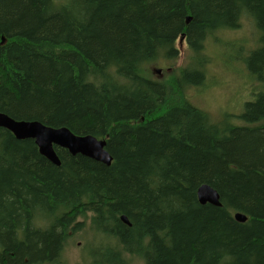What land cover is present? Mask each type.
<instances>
[{"label":"trees","instance_id":"obj_1","mask_svg":"<svg viewBox=\"0 0 264 264\" xmlns=\"http://www.w3.org/2000/svg\"><path fill=\"white\" fill-rule=\"evenodd\" d=\"M242 18L258 39L233 56L256 84L239 116L188 102L203 67L147 74L182 35L204 62V41ZM0 112L106 140L112 157L54 147L55 166L0 128V264H58L86 223L89 264H264V0H0ZM202 184L221 207L198 204Z\"/></svg>","mask_w":264,"mask_h":264},{"label":"rangeland","instance_id":"obj_2","mask_svg":"<svg viewBox=\"0 0 264 264\" xmlns=\"http://www.w3.org/2000/svg\"><path fill=\"white\" fill-rule=\"evenodd\" d=\"M253 35V36H252ZM258 33L250 19L242 18L239 28L236 30H222L204 41V51L199 59H204L193 65L191 51L188 44L183 41L175 44L178 56L174 59L160 58L146 66L147 74L156 82L164 81L167 75L177 74L185 68L193 70L205 68V83L196 87L193 82L185 86L184 94L188 102L199 110L209 114L214 120L222 121L230 117L242 114L244 104L254 99L252 90L256 84L248 77L249 73L244 62L233 58L237 52L241 58L248 56L249 51L257 45ZM157 71L160 73L157 74ZM207 79V80H206ZM190 86V87H189ZM238 124V120H234ZM198 189V188H197ZM197 191V190H196ZM197 199V198H196ZM89 224H85L80 231L66 241L63 247L62 262L58 264H89V251L97 247H88L84 244L95 241L89 230ZM83 247V248H82ZM127 264H145V261L137 255L130 254ZM103 264V263H101Z\"/></svg>","mask_w":264,"mask_h":264},{"label":"water","instance_id":"obj_3","mask_svg":"<svg viewBox=\"0 0 264 264\" xmlns=\"http://www.w3.org/2000/svg\"><path fill=\"white\" fill-rule=\"evenodd\" d=\"M189 20L190 17L186 19V23ZM179 40V42L183 40V35ZM159 73L157 71V74ZM0 128L10 132L17 140H33L39 154L55 166L60 165V160L54 147L64 148L72 156L80 155L105 166H110L112 162V157L106 150V140L97 139L91 135H75L66 127L52 128L39 121L15 120L0 112ZM196 198L199 205L221 207L218 192L208 184L198 187ZM234 219L239 223L247 220L239 213L234 214ZM120 220L129 226L130 223L124 215L120 216Z\"/></svg>","mask_w":264,"mask_h":264},{"label":"clouds","instance_id":"obj_4","mask_svg":"<svg viewBox=\"0 0 264 264\" xmlns=\"http://www.w3.org/2000/svg\"><path fill=\"white\" fill-rule=\"evenodd\" d=\"M231 261L232 257L226 255L222 258L221 264H231Z\"/></svg>","mask_w":264,"mask_h":264},{"label":"bare ground","instance_id":"obj_5","mask_svg":"<svg viewBox=\"0 0 264 264\" xmlns=\"http://www.w3.org/2000/svg\"><path fill=\"white\" fill-rule=\"evenodd\" d=\"M258 33V32H257ZM253 36V35H252ZM88 76V75H87ZM190 87V86H189ZM34 145H35V143H34ZM36 146V145H35ZM36 148H37V151H38V147L36 146ZM58 148V147H57ZM59 149H63V150H66V149H64V148H59ZM67 151V150H66ZM68 152V151H67ZM39 153V152H38ZM40 155V154H39ZM69 155H71L70 153H69ZM41 156V155H40Z\"/></svg>","mask_w":264,"mask_h":264},{"label":"flooded vegetation","instance_id":"obj_6","mask_svg":"<svg viewBox=\"0 0 264 264\" xmlns=\"http://www.w3.org/2000/svg\"><path fill=\"white\" fill-rule=\"evenodd\" d=\"M207 80V79H206Z\"/></svg>","mask_w":264,"mask_h":264}]
</instances>
